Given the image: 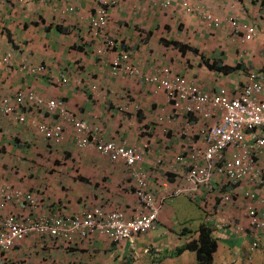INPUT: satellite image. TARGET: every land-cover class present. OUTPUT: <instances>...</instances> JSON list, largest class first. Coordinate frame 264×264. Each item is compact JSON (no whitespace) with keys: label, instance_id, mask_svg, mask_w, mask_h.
<instances>
[{"label":"crops","instance_id":"crops-1","mask_svg":"<svg viewBox=\"0 0 264 264\" xmlns=\"http://www.w3.org/2000/svg\"><path fill=\"white\" fill-rule=\"evenodd\" d=\"M163 1L0 0V55L11 56L9 64L0 62V96L14 102L18 94L35 92L60 99L79 119L98 127L103 140L143 150L141 168L159 208L155 228L128 240L30 235L10 252V264H198L191 245L206 235L215 243L211 264H264V227L253 229L247 216L250 205L258 212L264 209V149L254 158V174L236 184L216 179L212 192L172 196L173 189L186 184L187 169L178 164V156L200 147L196 125L184 131L196 118L179 115L163 93L115 76L109 68L110 60L121 56L145 73L169 68L206 93L224 90L231 97L253 72L262 76L264 100V2L186 0L221 20L232 17L256 27L255 39L243 44L227 26L213 29L201 14L181 11L177 0L166 7ZM99 6L107 11L116 43L104 55L98 54L102 41L90 35L88 25ZM70 7L73 11L67 12ZM36 65L44 73L29 71ZM60 75L69 86L60 84ZM16 110L25 115L24 122L0 116V184L30 194L36 210L9 204L0 218L35 213L73 217L94 207L132 218L143 210L124 162L80 149L69 126L62 142H46L30 122L50 124L57 118L33 108ZM228 192L232 198L223 202L220 195Z\"/></svg>","mask_w":264,"mask_h":264},{"label":"built area","instance_id":"built-area-1","mask_svg":"<svg viewBox=\"0 0 264 264\" xmlns=\"http://www.w3.org/2000/svg\"><path fill=\"white\" fill-rule=\"evenodd\" d=\"M23 2L24 0H17ZM181 11L188 14H201L209 26L215 29L229 26L235 33H240L242 42L252 41L257 36V29L247 23H240L234 18L222 21L212 17L207 12H201L186 0H179ZM178 3V4H179ZM170 0H164L163 6H169ZM72 12L73 8H68ZM89 33L93 38L102 41L98 54L104 55L116 47L110 37L108 15L104 6H99L88 18ZM10 54L0 55V62L10 63ZM110 72L115 76L134 78L142 85H149L154 92H164L167 103L181 116L189 115L196 121L189 125L185 132L195 125L198 128L200 147L194 151L183 152L178 156L179 165L187 169L186 184L171 191L172 196L193 195L205 189L212 192L215 180L223 184H236L240 180L254 174L252 170L254 158L264 149V102L260 99L263 90V79L259 74L250 73L245 87L234 97H229L222 91L219 95L210 96L180 74L172 73L168 68L153 74L143 73L137 65L130 64L124 57L116 56L110 60ZM31 73H44L43 66H32ZM58 81L64 87L69 86V80L64 75L58 76ZM95 86L92 90H95ZM21 107L43 110L53 114L58 122L44 123L35 119L30 122L36 133L46 142L60 143L65 139V128L73 129L77 146L80 149H93L111 161L124 162L130 177L135 184V196L139 204L136 216L126 218L120 210L105 214L100 208L94 207L80 216H57L56 214L35 213L17 217L7 214L0 218V264H10L8 256L15 246L30 235L52 240L67 234L103 235L115 241L135 238L153 230L157 223L158 205L150 190L146 175L141 165V152L124 144L102 139L100 130L79 119L60 99H44L35 92L18 94L14 102L0 96V116L12 118L18 122L25 121V115L16 108ZM215 124L208 122L215 121ZM198 122V125H197ZM232 150L233 155L226 156ZM223 202L231 200L232 195H220ZM251 198L253 196H250ZM9 204H25L33 213L36 203L33 197L25 195L9 185L0 184V210ZM264 207V203L262 202ZM250 226L264 227V209L258 212L253 206L247 207ZM252 244V249L256 247Z\"/></svg>","mask_w":264,"mask_h":264},{"label":"trees","instance_id":"trees-1","mask_svg":"<svg viewBox=\"0 0 264 264\" xmlns=\"http://www.w3.org/2000/svg\"><path fill=\"white\" fill-rule=\"evenodd\" d=\"M217 69L222 71L223 73L229 71L227 68L219 67ZM191 246L195 248L193 249L191 247L196 253L198 264H211L212 254L215 251V243L209 239L208 235L204 236L203 240L200 241V243H197V246L195 244H192Z\"/></svg>","mask_w":264,"mask_h":264},{"label":"clouds","instance_id":"clouds-1","mask_svg":"<svg viewBox=\"0 0 264 264\" xmlns=\"http://www.w3.org/2000/svg\"><path fill=\"white\" fill-rule=\"evenodd\" d=\"M178 2H179V0H177L176 1V4H178ZM190 3V2H189ZM191 4V3H190ZM209 15H211L212 17H216V18H218L217 16H215V15H213V14H211L210 12H207ZM230 18H232V17H230ZM220 19V18H219ZM229 19V18H228ZM234 19H236L238 22H240V23H245V22H242V21H240V20H238L237 18H234ZM221 20V19H220ZM227 20V19H226ZM205 21V20H204ZM222 21H224L225 22V20H222ZM206 22V21H205ZM207 23V22H206ZM208 24V23H207ZM208 26H209V24H208ZM253 26V25H252ZM209 27H211V26H209ZM212 28V27H211ZM228 29H227V31H229L232 35H235V36H240L241 37V42H242V36H241V34L240 33H235V32H233L232 30H231V28L228 26L227 27ZM256 28V27H255ZM213 29H215V28H213ZM220 29V28H219ZM257 29V28H256ZM217 30V29H216ZM255 39V38H254ZM253 39V40H254ZM251 42V41H250ZM243 43V42H242ZM248 43V42H247ZM243 44H245V43H243ZM263 52H264V48H263ZM138 66V65H137ZM164 69V68H163ZM169 69V68H168ZM162 69H160V70H155L154 72H152V73H146V74H153V73H155V72H157V71H161ZM170 70V69H169ZM143 72V71H142ZM143 73H145V72H143ZM257 74V73H256ZM181 75V74H180ZM260 76H261V74H259ZM183 76V75H182ZM66 77V76H65ZM121 77H123V76H121ZM127 77V76H126ZM183 77H185V76H183ZM262 77V76H261ZM129 78V77H128ZM131 79H133L139 86H149V85H142V84H140L139 82H137L134 78H131ZM263 83V82H262ZM263 85V84H262ZM150 87V86H149ZM245 87V86H244ZM152 88V87H151ZM152 90H153V92H154V88H152ZM222 91H224V90H222ZM222 91H220L219 93H216V94H209V93H207L208 95H210V96H216V95H219ZM225 92V91H224ZM155 93V92H154ZM160 93H163L164 94V92H160ZM206 93V92H205ZM262 93V92H261ZM225 94H226V92H225ZM261 95V94H260ZM164 96H165V94H164ZM230 97V96H229ZM166 98V97H165ZM261 101H263L264 102V100H261ZM166 102H167V100H166ZM168 104V103H167ZM170 106V105H169ZM135 107H137V105H135ZM171 107V106H170ZM172 108V107H171ZM217 119V118H216ZM218 122V119H217V121L215 120L214 122H213V124H215V123H217ZM209 123V122H208ZM232 151V150H231ZM127 168V167H126ZM175 197H177V196H175Z\"/></svg>","mask_w":264,"mask_h":264}]
</instances>
